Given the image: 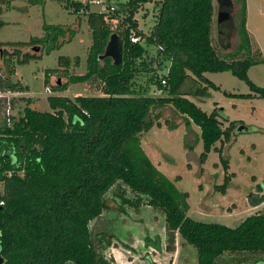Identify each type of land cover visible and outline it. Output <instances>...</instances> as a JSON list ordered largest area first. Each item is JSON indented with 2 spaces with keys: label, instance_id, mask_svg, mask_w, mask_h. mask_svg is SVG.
<instances>
[{
  "label": "trees",
  "instance_id": "1",
  "mask_svg": "<svg viewBox=\"0 0 264 264\" xmlns=\"http://www.w3.org/2000/svg\"><path fill=\"white\" fill-rule=\"evenodd\" d=\"M60 1L72 13L85 16L92 44L86 73L60 80L55 91H65L70 84L98 81L102 95L73 99L50 96L47 103L51 112L31 109V99L23 97L19 100L26 106L18 117L6 116L15 105L14 99L0 97L2 264H112L104 252L115 235L93 233L91 225L109 209L123 214L124 206L138 209L142 201L164 216L168 248L172 249L178 236L195 251L196 264H264V213L247 217L235 228L192 220L187 216L188 194L180 192L153 165L139 143L141 134L161 127L155 111L166 105L174 108L176 116L184 117L186 124L190 120L200 128L201 164L216 142H229L235 123L223 129L222 123L227 121L223 114L213 110L208 115L189 99L209 97V89L218 90L204 77L206 73L229 72L253 93L236 95L238 98L264 100V88L247 76L251 67L264 65V56L252 51L246 0H236L240 5L238 49L225 55L212 44L216 0H162L148 37L138 30L134 17L149 0L117 2L110 16L70 0ZM119 18L121 28L111 30L110 21ZM79 22L77 29L44 24L42 38L4 43L2 46L13 52L0 50V56L13 55L19 65L38 59L43 51L49 54L70 43ZM132 35L137 42L130 41ZM114 40L120 42V59L108 52ZM36 45H40V53H21L24 46ZM150 45L156 47L155 56L147 49ZM74 60L77 64L78 58ZM69 65V58H59L60 68ZM1 70L0 93L27 90L11 80L15 68ZM51 72L44 73L45 84ZM162 78L165 86H161ZM188 80L192 86L182 91ZM154 87L162 96L149 95ZM165 125L172 127L174 120H165ZM222 164L227 171V160L222 159ZM229 182L226 176L215 191L225 194ZM114 187L119 203L110 207L106 198ZM125 189L135 200L126 197ZM257 189L261 192L259 185ZM248 202L256 207L264 197L250 193Z\"/></svg>",
  "mask_w": 264,
  "mask_h": 264
},
{
  "label": "rangeland",
  "instance_id": "2",
  "mask_svg": "<svg viewBox=\"0 0 264 264\" xmlns=\"http://www.w3.org/2000/svg\"><path fill=\"white\" fill-rule=\"evenodd\" d=\"M80 3L81 0H70ZM126 0H111L117 2ZM233 2L234 29L231 32L229 46L223 48L218 40L217 20L213 17L212 44L219 47L222 54L234 53L238 49V24L240 21V5ZM235 2V3H234ZM158 0H149L135 15L138 30L143 37H148L152 31L158 14ZM217 10L216 2L214 3ZM80 21V22H79ZM78 33L70 43L49 54L44 51L38 59H31L25 64H16L13 55L0 56V68L5 72V66L15 68L11 77L13 82L19 81L27 90L22 93L1 92L0 97L7 100L14 99L15 105L8 109L6 116L18 117L26 106L21 98H29L30 108L39 112H51L47 98L50 96L94 97L102 95L99 82L70 84L65 91H55V85L60 80H68L70 75H84L86 60L92 44L91 32L84 15H77L67 9L60 0H0V50L13 52L4 43H27L32 39L43 37V25L70 26ZM121 19L109 23L111 30H119ZM246 29L249 34L252 51L260 52L264 56V0H246ZM33 52L34 46H24L21 53L38 54ZM146 47V45H145ZM149 53L156 55L154 45L147 46ZM4 57V59H2ZM70 59L68 68L59 67V58ZM75 58L78 63L75 64ZM168 67V64H166ZM52 71L48 83H44V73ZM165 68L162 73L166 72ZM55 71V72H54ZM249 80L257 87L264 88V65L251 67L247 73ZM204 77L213 83L218 90L209 89V97L189 99L203 112L211 114L213 110L227 119L222 128L234 122L235 126L229 142H216L208 153L204 164L199 161L203 152L201 130L192 121L186 124L184 117L176 116L174 108L166 105L158 113L160 128L153 127L139 137V143L153 165L175 184L176 188L188 194L189 211L187 216L194 221L220 224L235 228L247 217L264 213V202L253 207L248 202V195L264 197V100L259 98L241 99L236 95H253L248 85L232 76L229 72L206 73ZM141 79L145 76L141 75ZM192 86L191 80L186 81L182 91ZM47 89L50 90L47 91ZM231 93L233 95H229ZM149 94V92H148ZM149 95H152V91ZM157 94L155 97H160ZM154 113V114H155ZM174 120L172 127L165 125V120ZM215 148V150H214ZM222 159L228 162L225 171ZM230 175H233L232 177ZM228 176L230 182L225 194L215 191V187L224 182ZM257 185L261 187L258 191ZM3 186L0 184V191ZM114 187L107 195L110 207L119 203ZM125 195L131 200L135 196L125 189ZM125 213L107 210L101 218L91 225L93 233L107 231L113 233L111 246L105 250L104 256L112 264H196L195 251L188 248L178 236L174 246H170L165 231L164 216L153 210L142 201L135 209L126 205ZM159 239L160 249L157 250L149 243L155 244ZM69 264V263H67Z\"/></svg>",
  "mask_w": 264,
  "mask_h": 264
},
{
  "label": "water",
  "instance_id": "3",
  "mask_svg": "<svg viewBox=\"0 0 264 264\" xmlns=\"http://www.w3.org/2000/svg\"><path fill=\"white\" fill-rule=\"evenodd\" d=\"M217 4L220 5L221 10L217 13V34L219 43L223 48H227L229 46V39L232 30V19L230 8L232 6L231 0H216ZM119 40H114L111 43V46L108 50L109 54L112 55L115 59H120L121 56V48L119 44ZM39 50L38 47H34L33 51L37 52ZM150 246L154 247L155 249L159 250V239L155 238V244L149 243ZM3 260L0 258V264H2Z\"/></svg>",
  "mask_w": 264,
  "mask_h": 264
},
{
  "label": "built area",
  "instance_id": "4",
  "mask_svg": "<svg viewBox=\"0 0 264 264\" xmlns=\"http://www.w3.org/2000/svg\"><path fill=\"white\" fill-rule=\"evenodd\" d=\"M114 2H111V0H81L80 4L82 6H87L89 7L90 11L92 12H96V13H101L104 14L106 16H110L115 12V5L113 4ZM130 41L132 43H135L138 41V38H136L134 35H132L130 37ZM167 72V70H166ZM161 86H165L166 85V80L165 78H162L161 80ZM47 91L50 92L49 89H47ZM161 91L154 87L152 90V94L153 96H157V94H160Z\"/></svg>",
  "mask_w": 264,
  "mask_h": 264
},
{
  "label": "flooded vegetation",
  "instance_id": "5",
  "mask_svg": "<svg viewBox=\"0 0 264 264\" xmlns=\"http://www.w3.org/2000/svg\"><path fill=\"white\" fill-rule=\"evenodd\" d=\"M232 1V0H231ZM216 5H217V11H216V16H217V13L221 10V7H220V5L219 4H217V2H216ZM233 2H232V6H231V8H230V13H231V19H232V22H233V18H232V13H233ZM233 29H234V23H232V30L231 31H233Z\"/></svg>",
  "mask_w": 264,
  "mask_h": 264
},
{
  "label": "crops",
  "instance_id": "6",
  "mask_svg": "<svg viewBox=\"0 0 264 264\" xmlns=\"http://www.w3.org/2000/svg\"><path fill=\"white\" fill-rule=\"evenodd\" d=\"M161 1H162V0H158V4H159V2H161ZM146 4H147V3H146ZM146 4H145V5H146ZM135 20H136V19H135ZM204 75H205V74H204Z\"/></svg>",
  "mask_w": 264,
  "mask_h": 264
}]
</instances>
